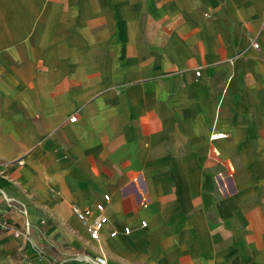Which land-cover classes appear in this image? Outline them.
<instances>
[{"label":"crops","instance_id":"1","mask_svg":"<svg viewBox=\"0 0 264 264\" xmlns=\"http://www.w3.org/2000/svg\"><path fill=\"white\" fill-rule=\"evenodd\" d=\"M0 216V264H264V0H0Z\"/></svg>","mask_w":264,"mask_h":264},{"label":"built area","instance_id":"2","mask_svg":"<svg viewBox=\"0 0 264 264\" xmlns=\"http://www.w3.org/2000/svg\"><path fill=\"white\" fill-rule=\"evenodd\" d=\"M252 46L257 48L259 46L257 41L252 42ZM198 73V71L196 72ZM76 119L75 115H72L69 120L73 121ZM226 134L221 132H212L210 137L212 139H217L224 137ZM109 199V194H103V201H98L93 205V208L85 207L82 209H75V213L78 218L83 221H86V229L89 235V239L92 241H99L101 231L104 229L106 223L108 222V216L105 213L104 201ZM142 225H145V221L141 222ZM9 224L5 219L0 216V229H8ZM129 227L125 226L123 231L125 233L129 232ZM16 233L21 234L26 239H31L30 224L28 221L24 220L23 229L17 231ZM117 234L116 230H112L109 235L115 236ZM40 251H42L40 249ZM66 261H78L79 264H107L106 257L102 251L98 254H82V253H70L64 259L59 261H53V264H64Z\"/></svg>","mask_w":264,"mask_h":264}]
</instances>
